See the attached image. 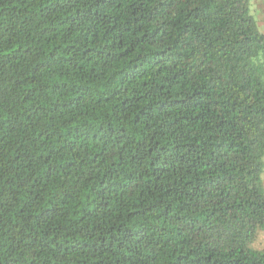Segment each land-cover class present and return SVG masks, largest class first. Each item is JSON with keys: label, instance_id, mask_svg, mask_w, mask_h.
Listing matches in <instances>:
<instances>
[{"label": "trees", "instance_id": "obj_1", "mask_svg": "<svg viewBox=\"0 0 264 264\" xmlns=\"http://www.w3.org/2000/svg\"><path fill=\"white\" fill-rule=\"evenodd\" d=\"M252 1L0 0V264H264Z\"/></svg>", "mask_w": 264, "mask_h": 264}, {"label": "crops", "instance_id": "obj_2", "mask_svg": "<svg viewBox=\"0 0 264 264\" xmlns=\"http://www.w3.org/2000/svg\"><path fill=\"white\" fill-rule=\"evenodd\" d=\"M251 9L256 18L259 28L264 32V0H253L251 2ZM262 180L264 185V171L262 174ZM258 246V249L262 250V248L264 247V242L260 241Z\"/></svg>", "mask_w": 264, "mask_h": 264}, {"label": "rangeland", "instance_id": "obj_3", "mask_svg": "<svg viewBox=\"0 0 264 264\" xmlns=\"http://www.w3.org/2000/svg\"><path fill=\"white\" fill-rule=\"evenodd\" d=\"M261 232H263V231H262V230L259 231V235H258L259 238H258L257 241H259V242H260V241H263V242H264V236L262 235ZM261 235H262V236H261ZM253 246H254L255 248H259L258 245L256 246V243H255ZM262 250L264 251V247L262 248Z\"/></svg>", "mask_w": 264, "mask_h": 264}]
</instances>
